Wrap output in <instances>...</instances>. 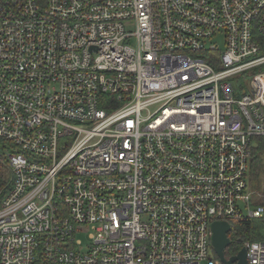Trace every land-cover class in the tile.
Returning <instances> with one entry per match:
<instances>
[{
    "label": "built area",
    "instance_id": "2783aa9c",
    "mask_svg": "<svg viewBox=\"0 0 264 264\" xmlns=\"http://www.w3.org/2000/svg\"><path fill=\"white\" fill-rule=\"evenodd\" d=\"M262 67L264 0H0V264H223L213 223L264 220Z\"/></svg>",
    "mask_w": 264,
    "mask_h": 264
},
{
    "label": "trees",
    "instance_id": "16d2710c",
    "mask_svg": "<svg viewBox=\"0 0 264 264\" xmlns=\"http://www.w3.org/2000/svg\"><path fill=\"white\" fill-rule=\"evenodd\" d=\"M264 71V67L256 69L255 72ZM262 150H257L254 154V159L252 161V178L254 180L261 179L263 172V152ZM11 172L9 171L6 160L3 152H0V207L5 196L12 189L11 186ZM232 224V238H237L240 240V243H243L244 240L259 241L264 240V220L259 221H244L239 224ZM241 244H236L230 246L227 254L228 256H235L241 250Z\"/></svg>",
    "mask_w": 264,
    "mask_h": 264
},
{
    "label": "water",
    "instance_id": "95a60500",
    "mask_svg": "<svg viewBox=\"0 0 264 264\" xmlns=\"http://www.w3.org/2000/svg\"><path fill=\"white\" fill-rule=\"evenodd\" d=\"M232 231V225L226 222L215 221L212 225V244L214 252L219 256L223 264H248L246 249H242L237 255L227 260L226 249L230 247L232 240L229 233Z\"/></svg>",
    "mask_w": 264,
    "mask_h": 264
},
{
    "label": "rangeland",
    "instance_id": "374dc122",
    "mask_svg": "<svg viewBox=\"0 0 264 264\" xmlns=\"http://www.w3.org/2000/svg\"><path fill=\"white\" fill-rule=\"evenodd\" d=\"M217 44L220 45V48L224 49L225 44H224V40H223V38L221 36L217 39ZM245 77H246V79H248V75H246ZM243 81H244L243 77L240 78V79H238V78L231 79V82L235 86V89H237L236 96L238 98H240V96L243 95L244 92L245 93H250L251 92V89L250 88H248L246 85H243ZM6 145H7V143H6ZM6 145L4 144V142H1L0 141V152H3V154L4 153H8L10 151L6 147ZM263 158H264V155H263ZM92 234H93V231H91V229L85 228L82 231H80V234L77 236V240L78 241H81L83 243L84 247H86L87 245L90 244L89 243V237ZM229 238L232 239V241H233V244L232 245H236L237 244L236 238H232L231 236H229ZM240 244H241L240 247L243 249L244 243H240ZM232 245H230V246H232Z\"/></svg>",
    "mask_w": 264,
    "mask_h": 264
},
{
    "label": "flooded vegetation",
    "instance_id": "af4514ba",
    "mask_svg": "<svg viewBox=\"0 0 264 264\" xmlns=\"http://www.w3.org/2000/svg\"><path fill=\"white\" fill-rule=\"evenodd\" d=\"M229 248H230V247H229ZM229 248L226 249V256H228L227 252H228Z\"/></svg>",
    "mask_w": 264,
    "mask_h": 264
}]
</instances>
